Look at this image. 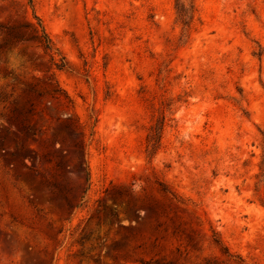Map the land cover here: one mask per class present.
<instances>
[{
	"label": "rangeland",
	"instance_id": "1",
	"mask_svg": "<svg viewBox=\"0 0 264 264\" xmlns=\"http://www.w3.org/2000/svg\"><path fill=\"white\" fill-rule=\"evenodd\" d=\"M9 1L0 22L17 19ZM34 10L69 64L55 71L66 97L48 94L42 50L0 54V264H264V0H34ZM31 87L42 98L28 114ZM83 135L90 188L71 212L42 175L79 186ZM118 187L123 197L106 192Z\"/></svg>",
	"mask_w": 264,
	"mask_h": 264
},
{
	"label": "trees",
	"instance_id": "2",
	"mask_svg": "<svg viewBox=\"0 0 264 264\" xmlns=\"http://www.w3.org/2000/svg\"><path fill=\"white\" fill-rule=\"evenodd\" d=\"M9 0H0V2H6ZM14 16L17 19L11 22H0V54H6L9 50L15 48H23L22 51L26 52L30 47H35L43 51L44 55L48 57L51 69L47 71L50 73L47 78L48 81V94L53 98L66 97L64 90L61 88L58 80L56 79L55 71H62L69 69V64L66 59L61 55L59 50L55 47L50 35L46 31V28L42 20L35 14L34 0H24V3L14 0L9 1L7 5ZM23 9L22 13L19 10ZM31 10L32 16L29 17L28 11ZM192 12V11H191ZM178 14L184 26H188L191 23L193 16L190 11L183 5L178 4ZM188 19H190L188 21ZM26 104L28 105L27 113L32 114L35 111V100L42 98V94L31 87L27 92ZM1 99V97H0ZM10 114L16 115L14 122L21 127L22 133L30 128L28 121L23 117L22 112H19L16 108L10 110ZM35 115V114H34ZM12 119V117H11ZM60 122L65 123V128H73L79 130V125L69 118L60 119ZM163 124L158 123L155 127L151 128L150 135L147 139V152L149 155H153L156 146H158L162 139ZM93 134L90 135L92 137ZM84 135L76 142L75 147L79 155V161L81 166L80 174L83 179L79 186L75 187L71 192L65 189L61 182H59L54 175L44 176L42 175L43 183L47 187L51 200L54 202H61L64 204L67 210L74 211L79 209L83 205L84 197L90 188V169L87 161L88 144L85 142ZM49 155V153H48ZM46 156L48 163H53V160ZM262 173L259 175V181L257 186L264 183V168H261ZM161 191L170 196V198L178 204H182L181 198L166 184L159 183ZM258 191V190H256ZM108 195L113 198L123 197L122 189L120 187L113 190V192L107 190ZM214 241L224 251L227 249L223 247L222 241L214 234ZM228 253V251H226Z\"/></svg>",
	"mask_w": 264,
	"mask_h": 264
}]
</instances>
